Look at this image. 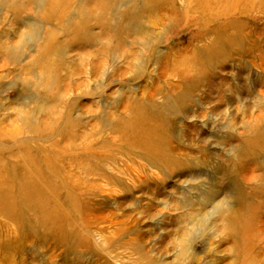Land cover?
I'll return each mask as SVG.
<instances>
[{"label": "rangeland", "instance_id": "374dc122", "mask_svg": "<svg viewBox=\"0 0 264 264\" xmlns=\"http://www.w3.org/2000/svg\"><path fill=\"white\" fill-rule=\"evenodd\" d=\"M226 1L0 0V170L45 206L0 264H264V0Z\"/></svg>", "mask_w": 264, "mask_h": 264}, {"label": "bare ground", "instance_id": "6f19581e", "mask_svg": "<svg viewBox=\"0 0 264 264\" xmlns=\"http://www.w3.org/2000/svg\"><path fill=\"white\" fill-rule=\"evenodd\" d=\"M42 1V0H41ZM258 0H228L227 7L236 9L247 6V7H255L256 4L261 8V4L257 3ZM66 2V1H65ZM216 3V0H200L199 5L203 9H210V6ZM219 3V2H217ZM12 4V3H11ZM101 5V4H100ZM110 5V4H109ZM108 5V6H109ZM11 6V5H10ZM111 6V5H110ZM256 6V7H257ZM263 6V5H262ZM37 7V6H36ZM106 8V7H105ZM90 9V8H89ZM96 9V8H95ZM78 12V11H77ZM80 12V11H79ZM78 12V13H79ZM44 13V12H43ZM42 14V13H40ZM95 16V15H94ZM224 16V15H223ZM58 17V16H57ZM84 17V16H83ZM85 18V17H84ZM89 18V17H88ZM19 20V19H18ZM63 20V18H62ZM78 21V20H77ZM76 21V22H77ZM80 21V20H79ZM78 21V22H79ZM68 22V21H67ZM71 22V21H70ZM17 24V23H16ZM71 24V23H70ZM73 25V24H72ZM139 25V24H138ZM137 25V26H138ZM76 26V24H75ZM77 27V26H76ZM67 29V28H66ZM69 30V29H67ZM137 30V29H136ZM66 32V31H65ZM256 33V32H255ZM116 36V35H115ZM118 38V37H117ZM142 41V40H141ZM221 42V41H220ZM224 42V41H223ZM222 42V43H223ZM143 43V42H142ZM221 43V44H222ZM19 44V43H17ZM223 45V44H222ZM228 45V44H227ZM21 46V45H20ZM226 46V45H225ZM224 46V47H225ZM23 47V46H22ZM221 47V46H220ZM230 48V46H228ZM226 48V47H225ZM228 49V48H227ZM15 50V49H14ZM9 52V51H8ZM226 53V50H225ZM10 55V54H9ZM40 55V54H39ZM14 57V55H13ZM41 57V56H40ZM221 59V58H220ZM262 65V64H261ZM262 68V67H261ZM143 114V113H142ZM144 119V118H143ZM154 119V118H153ZM141 123V122H140ZM144 123V122H143ZM142 123V124H143ZM147 123V122H146ZM150 123V122H149ZM139 124V123H138ZM137 125V124H136ZM97 126V125H96ZM258 126V125H257ZM260 126V125H259ZM134 127V126H133ZM136 127V126H135ZM149 127L148 131L144 136L139 133H137L136 139L133 140L134 147L136 149H145L147 152L146 154H143V157L147 163L150 164L151 167L155 168H162L164 164H167L170 161V158L167 156L166 159H158V157H155L156 159H153V152L160 148L162 143L157 141H152L150 138L151 134L155 132L156 127L152 128ZM135 129V128H134ZM140 130V129H138ZM144 131V130H143ZM134 133V132H133ZM252 133V132H251ZM256 133V132H255ZM254 135V134H253ZM251 136V135H250ZM256 139H262L264 137V131L256 133ZM252 140V141H251ZM249 140L246 144H251L255 139ZM251 141V142H250ZM80 144V143H79ZM251 147V146H250ZM166 149L168 147L166 146ZM25 151V150H24ZM18 155L23 157L24 162H28L32 164L33 170H29L26 165H18L15 163H9V164H3V169L0 170V215L3 217H6L9 221L15 222L19 225V227L24 228L30 225L29 219L26 217L27 213L30 212H36V210L40 208H44L43 202L40 203V200H42V188L40 187V183L36 182V156L32 155L29 151L27 154H21L17 152ZM152 155V156H151ZM14 156H16L14 154ZM17 157V156H16ZM91 159V158H90ZM92 161V160H91ZM3 162V161H1ZM0 162V164H1ZM25 164V163H24ZM20 168L19 172H16ZM31 168V167H30ZM16 170V171H15ZM94 171V170H93ZM97 172V171H95ZM98 173V172H97ZM96 173V174H97ZM90 174V173H89ZM92 174V173H91ZM95 174V173H94ZM38 177V176H37ZM40 178V177H39ZM105 178V177H104ZM43 181V180H42ZM38 184V185H37ZM46 185V183H45ZM45 187V186H44ZM48 189V188H47ZM97 189V188H96ZM45 190V189H44ZM45 193V192H44ZM47 195V194H46ZM223 202V201H222ZM225 202V201H224ZM221 203V202H220ZM39 204V205H38ZM219 204V203H218ZM217 204V205H218ZM224 204V203H223ZM216 205V204H215ZM216 205V206H217ZM225 205V204H224ZM221 206V205H220ZM218 207V206H217ZM230 210V208H229ZM42 212V211H41ZM47 212V211H45ZM234 212V211H233ZM232 212V213H233ZM47 214V213H45ZM234 215V214H233ZM230 216V215H229ZM30 218V217H29ZM229 219V217H228ZM227 219V220H228ZM234 219H236L234 217ZM230 220V219H229ZM36 221V220H35ZM45 222V225H49L50 227H53L52 232L54 235L60 236L62 235L61 227L59 223V219L57 220L54 217L46 216L43 223ZM34 233V232H33ZM182 251V250H181ZM187 252V250H186ZM184 258V257H183ZM181 260V259H180ZM184 260V259H183ZM154 264V263H150Z\"/></svg>", "mask_w": 264, "mask_h": 264}]
</instances>
